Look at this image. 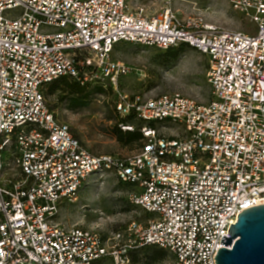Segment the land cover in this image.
Here are the masks:
<instances>
[{
	"label": "built area",
	"instance_id": "2783aa9c",
	"mask_svg": "<svg viewBox=\"0 0 264 264\" xmlns=\"http://www.w3.org/2000/svg\"><path fill=\"white\" fill-rule=\"evenodd\" d=\"M228 1L255 29H218L170 8L151 16L127 0H0V264H126L129 249L145 246L167 251V264H216L231 223L264 204V0ZM120 43L187 44L206 55L211 100L120 91L131 73L114 58ZM62 77L111 89L120 117L146 123L140 149L125 157L84 148L46 99ZM152 122L181 136H162ZM108 177L129 187L146 222L108 236L56 223L65 203Z\"/></svg>",
	"mask_w": 264,
	"mask_h": 264
},
{
	"label": "rangeland",
	"instance_id": "374dc122",
	"mask_svg": "<svg viewBox=\"0 0 264 264\" xmlns=\"http://www.w3.org/2000/svg\"><path fill=\"white\" fill-rule=\"evenodd\" d=\"M135 10H143L147 15H156L170 8L180 19L195 18L203 24L218 29L247 32L255 29L242 15L234 12L228 0H174L169 6L162 0H127ZM168 50L147 47L136 43H120L114 50V58L131 69V73L119 80L118 89L145 97L164 94H181L198 103L207 104L211 100V89L207 81L209 59L206 55L189 46H178ZM74 82L73 80H69ZM87 105L70 109V92L65 84L57 83L46 92L49 108L56 112L59 120L68 123L73 134L84 148L92 154H112L129 157L140 149L144 141L126 144L116 135L115 127L121 117L115 112L116 96L111 89L86 88ZM126 122V121H124ZM135 130L146 123L132 119L127 121ZM160 135L168 138L181 136V128L170 123L154 124ZM129 187L114 177L95 180L83 188L77 202L65 203L56 223L65 227L94 228L110 233L123 230L133 220L144 223L150 214L128 200ZM119 249V248H117ZM154 248L129 249L138 254L136 263L127 258L126 264H167L165 256L161 262H153ZM126 255V253H125ZM98 264H115L106 258Z\"/></svg>",
	"mask_w": 264,
	"mask_h": 264
},
{
	"label": "water",
	"instance_id": "95a60500",
	"mask_svg": "<svg viewBox=\"0 0 264 264\" xmlns=\"http://www.w3.org/2000/svg\"><path fill=\"white\" fill-rule=\"evenodd\" d=\"M227 234L216 264H264V204L244 209Z\"/></svg>",
	"mask_w": 264,
	"mask_h": 264
},
{
	"label": "trees",
	"instance_id": "16d2710c",
	"mask_svg": "<svg viewBox=\"0 0 264 264\" xmlns=\"http://www.w3.org/2000/svg\"><path fill=\"white\" fill-rule=\"evenodd\" d=\"M181 45L182 46H189L187 44H181ZM181 45H179V46H181ZM189 47H191V46H189ZM172 48H174V47L167 49L169 53H171L173 51ZM69 80H72V79L67 78V77L59 78V79L55 80L54 82L50 83L47 86L46 91L48 92V88L51 91L57 83H60V82L64 83L65 88H67V90L70 92V95H71L70 96V102H69V108L70 109L81 108V107H84L87 105V102L84 99H87V97L89 95L88 92H86V88H88L89 86H94V87H96V89L97 88L98 89H105L99 85H90V84L82 85L75 80H73L74 82H70ZM132 119H136L138 121H141V120L137 119L135 117V115L131 114V115H128L124 118L121 117V121L119 122V125L115 127V132H116V135L118 136L119 140L121 142H124V143L126 142V144H130L133 142H139L140 140L144 141V135L141 131V128H143L144 126L135 130V128L133 126L129 125L128 123L126 124L127 121H130ZM124 121H126V122H124ZM141 122H143V121H141ZM154 124L155 123L152 122V123L147 124V126H149L150 128H154L155 127ZM123 127H133V130L123 129ZM142 248H154L155 249L154 255L152 258L153 262H155V263L161 262L165 256L168 257L167 251H165L163 249H159V248L154 247V246H145ZM142 248H139V249H142ZM124 257L132 258L133 263H136L139 259L138 254H135L134 252H128V254L126 253V255L124 254ZM104 260H102V261H104ZM102 261H100V262H102Z\"/></svg>",
	"mask_w": 264,
	"mask_h": 264
}]
</instances>
